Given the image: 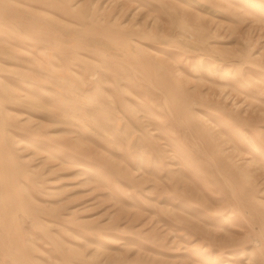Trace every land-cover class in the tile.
Wrapping results in <instances>:
<instances>
[{"label": "rangeland", "instance_id": "rangeland-1", "mask_svg": "<svg viewBox=\"0 0 264 264\" xmlns=\"http://www.w3.org/2000/svg\"><path fill=\"white\" fill-rule=\"evenodd\" d=\"M0 264H264V0H0Z\"/></svg>", "mask_w": 264, "mask_h": 264}, {"label": "bare ground", "instance_id": "bare-ground-1", "mask_svg": "<svg viewBox=\"0 0 264 264\" xmlns=\"http://www.w3.org/2000/svg\"><path fill=\"white\" fill-rule=\"evenodd\" d=\"M98 5H99V3H98ZM98 5H96V6H98Z\"/></svg>", "mask_w": 264, "mask_h": 264}]
</instances>
